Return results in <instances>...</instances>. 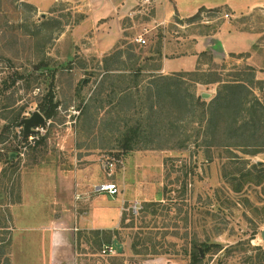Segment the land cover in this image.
<instances>
[{"label": "rangeland", "instance_id": "374dc122", "mask_svg": "<svg viewBox=\"0 0 264 264\" xmlns=\"http://www.w3.org/2000/svg\"><path fill=\"white\" fill-rule=\"evenodd\" d=\"M182 5L189 6L188 1ZM134 8L135 24L131 21L126 31L131 37L110 51H92L89 34L74 32L84 14L69 2L39 8L29 0H0V264H49L50 241L30 229L27 218L17 224L12 207L21 200L24 180L86 164L84 155L93 159L101 177L124 180L123 218L103 232L78 231L75 255L62 252L58 264H190L193 246L202 241L238 249L203 254L200 264H259L263 185L247 184L237 193L224 176L226 165L233 170L226 163L231 157L253 164L264 162V154L249 156L241 147H232L231 153L220 145L237 142L219 132L223 116L211 115L219 87L210 82L214 74L228 79L251 65L244 54L215 61L212 51L197 49L195 43L227 20L238 29L264 30V9L233 15L227 8H204L189 17L159 18L154 1H140ZM140 36L146 43L136 41ZM182 56H196L198 62L160 75L164 57ZM44 60L50 67H39ZM53 69L57 114L22 157L16 122L40 110ZM15 72L25 75L10 85ZM258 81L255 71L245 83L264 102ZM211 119L219 123L217 129H208ZM134 128L140 133L130 143L134 149L126 151L125 138ZM136 151L138 160L130 157ZM145 151L154 155L147 157ZM12 152L17 159L7 161ZM110 157L117 159L112 177L102 166ZM108 245L117 252H105Z\"/></svg>", "mask_w": 264, "mask_h": 264}, {"label": "crops", "instance_id": "0c3cea01", "mask_svg": "<svg viewBox=\"0 0 264 264\" xmlns=\"http://www.w3.org/2000/svg\"><path fill=\"white\" fill-rule=\"evenodd\" d=\"M39 8L45 4L52 6L58 2H69L84 19L77 23L74 32L84 35L92 42L89 50L96 51L114 49L122 38L131 37L126 31L132 28L138 2L154 1L158 8L157 16L171 17L175 14L189 17L195 15L201 8H227L233 15L251 14L257 8L264 9V0H186L189 6L183 7L185 0H29ZM161 4L158 5V4ZM192 3L194 5H192ZM161 9V10H160ZM126 22V23H125ZM264 30L238 29L229 21H224L217 32L202 36L195 43V47L212 51L215 61L226 59L228 56L244 54L242 59L255 68L257 80L264 81ZM219 41L223 51L217 50ZM195 48V49H196ZM196 56L164 57L160 67V75H169L188 65L197 64ZM139 151L133 152L138 160ZM142 153L144 151H141ZM147 152V151H145ZM154 152H147V157ZM260 154H264L261 152ZM158 156L162 154H157ZM90 156L84 155L81 161L86 164H71L64 168L48 171L47 176H27L24 180L21 200L12 209L17 210V224L23 218L32 223L33 230L50 241L49 264H58L62 252L74 251V238L78 231H103L112 229L122 221L124 204L127 201L122 193L124 180L116 175L114 182L119 187V194L111 196L108 193L95 191V186L108 181ZM140 157V156H139ZM17 159V157L15 158ZM75 163V160L73 161ZM103 166V165H102ZM1 174V173H0ZM106 174V173H105ZM27 190V192H25ZM25 224V223H24ZM23 227V228H22ZM20 228V227H19ZM21 228L25 230L26 226ZM29 230V229H28ZM18 232V233H17ZM15 231L14 236H19Z\"/></svg>", "mask_w": 264, "mask_h": 264}, {"label": "trees", "instance_id": "16d2710c", "mask_svg": "<svg viewBox=\"0 0 264 264\" xmlns=\"http://www.w3.org/2000/svg\"><path fill=\"white\" fill-rule=\"evenodd\" d=\"M215 11L219 12L221 10L216 8ZM39 67L48 68L50 67V63L44 60L39 64ZM50 74L51 79L49 81V90L45 95L43 102H41L39 105V109L41 112H43L47 118V121L54 118L59 108V102L56 101V96L54 93L56 70H50ZM24 75L25 72H15L13 80H9V82H11L10 85L17 83V81L23 78ZM230 76H232V78L225 79L219 74H214V78L210 80V82L219 83L218 95L213 100V108L215 107V111L212 112L211 110V115L213 118L216 114L218 115L216 116L219 118H222L220 115L223 116L225 119V124L224 128L220 129L219 132H223L224 135H226L227 132L228 136L232 138L234 142H237L232 144L233 142L230 141L220 145L229 147L230 152H233L234 148L239 149L241 147L244 149V153L246 155L254 156L264 151V102H261L258 97L253 96L254 92L249 89L245 83L247 78H255V68L252 66H247L245 70H241V72L238 74H230L229 77ZM3 82L5 84L4 86H6L8 83L6 80H3ZM257 84H260V89L264 90V82L258 81ZM199 99L201 100L202 98L199 97ZM21 120L22 118L18 119L16 124L21 126ZM242 120L244 121L242 122ZM210 123L211 124L209 125L208 129H217L219 123L214 124L215 122H212V119ZM131 132L132 135L125 138L126 142L128 143L127 145L125 144L126 151L134 149L130 143L132 142V139H134V137L138 136L140 133L139 128H134ZM257 136L260 137L257 138ZM237 137H246L248 139L238 141ZM14 160L15 159H11L10 154H8L7 161ZM226 163H231L233 170H228V165H226L224 177L231 184L235 192H243L247 184H249V186L252 184L258 186L263 185L264 189V162H256L251 164L249 159L242 158L240 160H236L235 157H231L229 162ZM246 200L249 201L247 197ZM256 233L257 232L253 234V238L255 237ZM237 246L238 245L225 248V246L219 242L202 241L199 243V245L196 244L193 246V249L190 252V264H200L203 261V254H208L213 251L219 252L226 250L227 252H232L233 250L238 249ZM258 247L259 246H256L257 249H260ZM248 259V261L252 260L251 257ZM257 262H259V264H264V251L262 255L257 257Z\"/></svg>", "mask_w": 264, "mask_h": 264}, {"label": "built area", "instance_id": "2783aa9c", "mask_svg": "<svg viewBox=\"0 0 264 264\" xmlns=\"http://www.w3.org/2000/svg\"><path fill=\"white\" fill-rule=\"evenodd\" d=\"M136 41L141 42V43H146V39L143 38L142 36L136 38ZM48 123H49V121H48ZM46 125L36 127L35 128L36 133L31 134L26 138L23 137V126L21 125L20 131H19V140H18V147L21 149L20 154L18 153L20 156L24 157L25 156L24 150H26L28 148V146L35 145L36 142H38V140L40 139V135H43L46 131V127H45ZM116 163H117V159L115 157H110V159L108 161L103 162V168H104V170L107 169V176L108 177H112ZM95 191L101 192V193L102 192L108 193L111 196H116L120 192L117 183L112 181V180L102 182V183L96 185ZM104 251L110 252V253H116L117 248L113 245H108V246H105Z\"/></svg>", "mask_w": 264, "mask_h": 264}, {"label": "water", "instance_id": "95a60500", "mask_svg": "<svg viewBox=\"0 0 264 264\" xmlns=\"http://www.w3.org/2000/svg\"><path fill=\"white\" fill-rule=\"evenodd\" d=\"M216 44L219 45L217 50L223 51V48L220 46L221 43L219 41H216ZM20 124L23 126V137L26 138L31 134L36 133L35 128L39 126H43L47 124V118L40 110H35L32 112V114L28 117H25L21 120ZM17 157V154L15 152H12L10 154L11 159H15ZM262 163V162H260ZM261 238L264 241V230L261 232ZM115 246L119 248L121 251V244H119L117 241H115Z\"/></svg>", "mask_w": 264, "mask_h": 264}]
</instances>
